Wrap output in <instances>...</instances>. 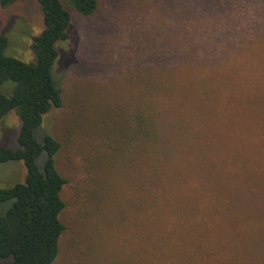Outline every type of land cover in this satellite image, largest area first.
<instances>
[{
    "label": "trees",
    "instance_id": "obj_1",
    "mask_svg": "<svg viewBox=\"0 0 264 264\" xmlns=\"http://www.w3.org/2000/svg\"><path fill=\"white\" fill-rule=\"evenodd\" d=\"M198 1V9L176 8L171 27L142 52L150 77L143 78L136 101L102 108L103 125L92 130L102 139L100 146L92 143L102 171H132L127 173L136 201L131 218L141 241L129 264H264V237L249 249V230L264 236L260 153L252 154V174L232 183L221 169L223 157H217L223 152L213 141L214 121L205 120L201 107L205 75L215 67L209 60L225 50L224 41L226 48L248 52L264 42V0L249 5L229 0L215 7ZM24 2L0 0V122L10 111L21 120L18 146H0V163L22 161L26 168L23 182L0 187V264H53L66 229L61 216L69 180L58 167L65 147L52 134L38 140L35 130L49 112L64 106L53 70L59 46L70 36L73 13L93 15L99 0H37L43 28L32 39L29 62L8 53V26ZM247 102L254 108L251 129L264 126L257 115L264 112L262 93L256 91ZM237 220L244 225L235 227ZM155 228L161 229L155 233ZM210 228L244 229L215 242L207 234Z\"/></svg>",
    "mask_w": 264,
    "mask_h": 264
},
{
    "label": "rangeland",
    "instance_id": "obj_2",
    "mask_svg": "<svg viewBox=\"0 0 264 264\" xmlns=\"http://www.w3.org/2000/svg\"><path fill=\"white\" fill-rule=\"evenodd\" d=\"M226 1L229 2L202 3L210 2L215 7ZM241 3L249 5V0ZM200 4L198 0H99L95 14L73 13L70 36L60 44L59 60L53 70L64 106L49 112L35 130L38 140L52 134L59 136L65 147L58 156V167L69 180L63 190L66 207L61 216L66 229L53 264H129L137 258L141 238L135 236L137 228L131 218L136 204L130 181L133 177H127L132 171H102L92 146H100L102 139L91 134L93 128L99 131L103 125L98 117L102 108L136 101L143 78L150 77L149 72H144L147 67L142 52L149 51L153 41L171 27L174 10L198 9ZM19 10L8 26V53L29 62L34 58L32 39L43 28V15L37 0H25ZM255 36L251 38L256 40ZM227 42L224 41L225 50L216 51L209 60L215 67L205 75L208 79L202 84L201 107L205 120L214 121L213 141H218L223 152L217 157H223L225 163L221 169L226 168L235 183L252 174V154L260 153L256 161L259 172L264 171V126L254 124L251 129L254 108L247 102L256 91L264 96V42L249 52L246 48H226ZM257 115L264 118L263 111ZM95 118L97 124L93 126ZM87 121L91 123L87 125ZM20 128L16 112L7 113L0 122V146L16 148ZM256 145L261 147L256 149ZM25 176L22 161L0 163V187L23 182ZM91 177L97 180H88ZM244 203L249 206V194ZM234 225L242 227L244 221L237 220ZM155 229L157 233L161 228ZM242 229L210 228L207 234L220 242L221 236L225 238L231 230L233 236ZM262 237L249 230V249L256 245L255 239Z\"/></svg>",
    "mask_w": 264,
    "mask_h": 264
}]
</instances>
